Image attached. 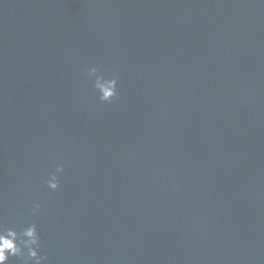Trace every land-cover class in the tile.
<instances>
[{"label":"water","instance_id":"95a60500","mask_svg":"<svg viewBox=\"0 0 264 264\" xmlns=\"http://www.w3.org/2000/svg\"><path fill=\"white\" fill-rule=\"evenodd\" d=\"M0 264H264V0H0Z\"/></svg>","mask_w":264,"mask_h":264}]
</instances>
